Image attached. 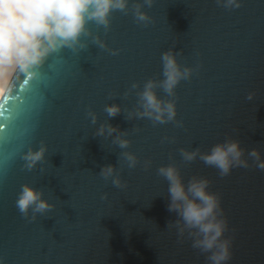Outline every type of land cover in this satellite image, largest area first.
<instances>
[{"label": "water", "instance_id": "water-1", "mask_svg": "<svg viewBox=\"0 0 264 264\" xmlns=\"http://www.w3.org/2000/svg\"><path fill=\"white\" fill-rule=\"evenodd\" d=\"M87 27L75 47L15 69L0 96V264H214L216 249L193 247L195 230L181 233L168 210L158 169L169 164L186 185L203 177L217 195L226 222L218 245L230 250L221 264H264V0H129L107 26ZM166 52L189 70L171 94ZM149 80L174 104L172 119L142 115ZM232 140L246 164L221 175L201 154ZM42 147L30 167L26 154ZM25 184L42 192L47 211L18 209Z\"/></svg>", "mask_w": 264, "mask_h": 264}, {"label": "clouds", "instance_id": "clouds-1", "mask_svg": "<svg viewBox=\"0 0 264 264\" xmlns=\"http://www.w3.org/2000/svg\"><path fill=\"white\" fill-rule=\"evenodd\" d=\"M149 6L151 0H145ZM233 0H229L232 3ZM129 0H0V68L20 69L33 68L44 62L47 56L63 47H75L81 37L88 34V24L95 22L107 26L110 14L114 10L123 11ZM238 6V5H237ZM137 19L147 21L146 13L137 8ZM162 86L171 94L178 82L189 74V70H181L175 56L171 52L163 54ZM155 82L149 80L142 93L144 112L142 115L153 118L157 122L172 119L175 116V107L172 102L164 103L155 91ZM251 98V94L250 97ZM106 111L110 116L119 112L118 105H110ZM109 134L115 131L109 127ZM100 132H104L102 126ZM120 146L126 147L127 140H120ZM45 149L30 150L26 154L29 166L42 159ZM199 149L184 151L185 160L196 158ZM129 166H135L136 157L126 153ZM251 155L257 160L260 154L256 149ZM243 150L239 141L232 140L214 145L210 152L201 154V159L208 165L216 167L221 175L229 173L234 165L246 164L242 160ZM264 168V161H260ZM113 166L108 165L102 169V176H112ZM159 175L168 181L170 201L169 211H175L179 216L178 224L182 222L181 233L185 229H194L197 238L193 247L203 251H212L210 259L214 264H221L230 258L227 240L220 242L223 234L225 220L219 218L217 209L219 199L217 195L208 190L209 181L203 177L193 176L187 185L184 183L180 171L173 164L161 166ZM114 184L120 185L119 178ZM18 209L27 213L30 207L35 212H45L51 205L42 198V192L31 185L25 184L16 201Z\"/></svg>", "mask_w": 264, "mask_h": 264}, {"label": "bare ground", "instance_id": "bare-ground-1", "mask_svg": "<svg viewBox=\"0 0 264 264\" xmlns=\"http://www.w3.org/2000/svg\"><path fill=\"white\" fill-rule=\"evenodd\" d=\"M15 68L12 69H3L0 68V96L5 89L11 75L13 74Z\"/></svg>", "mask_w": 264, "mask_h": 264}]
</instances>
